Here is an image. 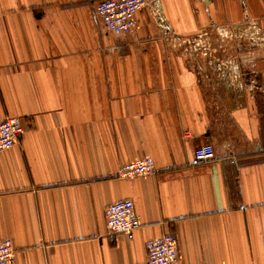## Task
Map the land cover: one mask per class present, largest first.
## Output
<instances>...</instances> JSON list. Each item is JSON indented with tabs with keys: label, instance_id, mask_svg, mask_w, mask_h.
Here are the masks:
<instances>
[{
	"label": "crops",
	"instance_id": "0c3cea01",
	"mask_svg": "<svg viewBox=\"0 0 264 264\" xmlns=\"http://www.w3.org/2000/svg\"><path fill=\"white\" fill-rule=\"evenodd\" d=\"M99 0H0V243L15 264H264V0H150L107 33ZM210 144L211 161L194 150ZM156 173L120 179L135 159ZM130 200L140 227L110 235Z\"/></svg>",
	"mask_w": 264,
	"mask_h": 264
},
{
	"label": "built area",
	"instance_id": "2783aa9c",
	"mask_svg": "<svg viewBox=\"0 0 264 264\" xmlns=\"http://www.w3.org/2000/svg\"><path fill=\"white\" fill-rule=\"evenodd\" d=\"M150 9L152 17L160 25L163 21L159 11L150 0H99L95 13L105 31L123 34L137 25L136 15L143 9ZM264 41V32L261 35ZM23 133L21 119L7 116L0 121V152L11 149ZM197 162L211 161L214 150L210 144L197 147L193 152ZM156 173L153 159H135L123 165L118 172L120 179L148 177ZM106 228L110 235H127L140 227V221L130 200H120L109 205L105 211ZM147 264H174L178 260V242L173 234H165L146 243ZM0 264H15V249L11 240L0 243Z\"/></svg>",
	"mask_w": 264,
	"mask_h": 264
},
{
	"label": "bare ground",
	"instance_id": "6f19581e",
	"mask_svg": "<svg viewBox=\"0 0 264 264\" xmlns=\"http://www.w3.org/2000/svg\"><path fill=\"white\" fill-rule=\"evenodd\" d=\"M14 246V245H13Z\"/></svg>",
	"mask_w": 264,
	"mask_h": 264
}]
</instances>
